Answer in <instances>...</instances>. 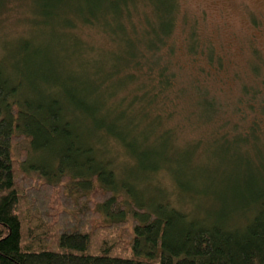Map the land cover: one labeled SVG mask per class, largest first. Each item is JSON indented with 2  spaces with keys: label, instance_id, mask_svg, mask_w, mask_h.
Segmentation results:
<instances>
[{
  "label": "trees",
  "instance_id": "trees-1",
  "mask_svg": "<svg viewBox=\"0 0 264 264\" xmlns=\"http://www.w3.org/2000/svg\"><path fill=\"white\" fill-rule=\"evenodd\" d=\"M35 1L44 25H82L0 61V264H264L260 17L234 51L179 0ZM207 129L204 146L186 136ZM205 147L220 151L212 170L194 162ZM113 151L134 181L117 178ZM159 171L198 212L141 198Z\"/></svg>",
  "mask_w": 264,
  "mask_h": 264
},
{
  "label": "rangeland",
  "instance_id": "rangeland-1",
  "mask_svg": "<svg viewBox=\"0 0 264 264\" xmlns=\"http://www.w3.org/2000/svg\"><path fill=\"white\" fill-rule=\"evenodd\" d=\"M179 1L181 10L185 12L189 18L198 21V25L201 29L208 33L212 31L216 32L221 40H230L234 51L238 50V42L241 39H244V36H241V33L249 31L247 28V19L250 18L251 14H255L262 20V31L258 36L260 41L264 43V0ZM66 7L73 8L74 4L70 3ZM38 9V3L35 0H0V61H3L7 68L11 69V65L15 60V52L13 54L12 52L21 39L33 36L36 40L39 39L40 42H46L47 39L51 40L53 38L54 35L52 34H76L78 27H81L82 25L80 20L76 17H74V27L61 24V18L57 19L56 22L52 21L44 25L36 12ZM62 13L65 14V12ZM68 15L75 16V14L72 13H68ZM80 34H82L83 37L91 35V40L94 39L97 43V45H95L98 51H104L107 48L108 44L104 41V33L99 30V28L88 27L87 29V27H84L82 28ZM50 43L55 45V40ZM89 47H91V44H87L83 50L89 51ZM186 132V136L198 135V137L202 138V146H204L207 141L211 140L216 135L215 130L211 129L204 130L203 132L199 131L195 134L191 131ZM230 134H232V132H230ZM259 134V138L261 139L263 145L262 150L264 156V130ZM180 143L188 144L189 142L186 141V139H183ZM22 147H28V144L22 142L19 146L14 148V152L17 153ZM113 147L114 146L109 147V150ZM199 152L200 154L196 156L194 162H198L199 164L203 163L207 165L210 170L219 165L220 160L218 156L220 151H218L217 148L205 147L199 149ZM106 153L108 154L107 151ZM113 153L115 154L117 178L120 180L125 177L124 179L134 181L135 176L137 175L131 172L129 161L123 154L118 153V151H113ZM233 153L236 152L234 151ZM249 153L253 156V149H250ZM231 154L232 151L228 153V156ZM243 154L244 153L237 152L236 161L237 159H242ZM32 158L33 156H31V159ZM252 161L256 164L254 158H252ZM229 167H231V165L227 166V168ZM261 173L264 179V171H261ZM139 184L144 187L143 190H139V195L142 199L147 200L149 197L153 196L152 193L159 191V199L161 197H166L170 199L173 204L182 209L191 210L194 208V210H197L196 212H198V209H195L193 204L188 202V199L184 197L180 190L177 189L173 180L164 171H159L153 178H149L147 180L144 179ZM161 193L163 196H161Z\"/></svg>",
  "mask_w": 264,
  "mask_h": 264
}]
</instances>
